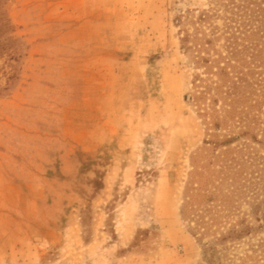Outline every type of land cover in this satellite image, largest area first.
I'll list each match as a JSON object with an SVG mask.
<instances>
[{"label": "rangeland", "instance_id": "rangeland-1", "mask_svg": "<svg viewBox=\"0 0 264 264\" xmlns=\"http://www.w3.org/2000/svg\"><path fill=\"white\" fill-rule=\"evenodd\" d=\"M204 3L0 0V264H207L182 216L207 126L177 24Z\"/></svg>", "mask_w": 264, "mask_h": 264}, {"label": "trees", "instance_id": "trees-1", "mask_svg": "<svg viewBox=\"0 0 264 264\" xmlns=\"http://www.w3.org/2000/svg\"><path fill=\"white\" fill-rule=\"evenodd\" d=\"M177 24L195 69L186 98L207 126L183 219L207 264H222L242 243L244 262L264 264V0H206Z\"/></svg>", "mask_w": 264, "mask_h": 264}]
</instances>
